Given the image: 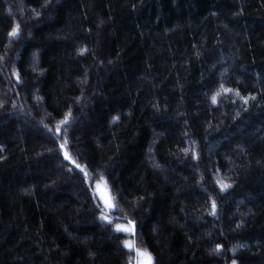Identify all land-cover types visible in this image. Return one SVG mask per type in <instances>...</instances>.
<instances>
[{"label": "trees", "instance_id": "trees-1", "mask_svg": "<svg viewBox=\"0 0 264 264\" xmlns=\"http://www.w3.org/2000/svg\"><path fill=\"white\" fill-rule=\"evenodd\" d=\"M65 140L153 264H264V0H0V264H133Z\"/></svg>", "mask_w": 264, "mask_h": 264}, {"label": "snow or ice", "instance_id": "snow-or-ice-1", "mask_svg": "<svg viewBox=\"0 0 264 264\" xmlns=\"http://www.w3.org/2000/svg\"><path fill=\"white\" fill-rule=\"evenodd\" d=\"M19 31H20V25L19 24H16L14 27H12L11 31L9 32V36L12 37V38H15L19 34ZM85 51H86V49H82L81 50V54H84ZM13 75H15L17 77V82H19V75H18V73L13 72ZM227 91L230 92L231 89H228ZM212 101H213V103H216V97L215 96L212 97ZM245 103H247V100H245ZM62 123H64V124L68 123V117H66L64 119V121H62ZM57 131H59V126H57ZM67 143H68L67 140H65L64 143L60 145V149H61V151H63L64 159L67 160V161H69V162H73L74 163V161L71 160V157L69 156L68 152L67 151H64V149L67 146ZM193 155H194V158H195V153ZM76 167L79 168L82 173H84L85 182H87L88 181V176H87V172L85 171V169L82 168L79 164H76ZM69 171H71V169H69ZM218 183H220L221 190H225V189H227V188L230 187V185H228L226 183H223V182H218ZM104 205H105V207L107 209H112L113 206H114L112 200H110L108 198H105L104 199ZM211 207H212V212L210 214L211 215H215V212H216V204H215L214 201L212 202ZM101 219L102 220H107V217L104 216V215H102L101 216ZM108 223H111V221H108ZM128 225H129L128 227H122L120 225H117V227H116L115 230L117 232H128V233H132L134 235L135 225H134L133 221L129 220L128 221ZM124 247L126 249H129L130 252L132 250H135L136 256L138 258L137 259V264H153L152 256L146 250H141V249L135 248L134 243L129 242V241H125L124 242ZM219 250H220V246L218 245L216 251H219ZM232 264H236V261L233 260Z\"/></svg>", "mask_w": 264, "mask_h": 264}, {"label": "rangeland", "instance_id": "rangeland-1", "mask_svg": "<svg viewBox=\"0 0 264 264\" xmlns=\"http://www.w3.org/2000/svg\"><path fill=\"white\" fill-rule=\"evenodd\" d=\"M19 114H21V113L19 112ZM64 151H66V148L64 149ZM61 152L63 154V151H61ZM70 163L71 164H74V166L76 165L75 162L74 163L73 162H70ZM87 182L90 184L89 185L90 186V190H91V193L93 194V197L95 199L96 204L102 210L103 215L107 217V220H104V221L107 224H108V221H111V223H109V225L110 226L112 225L114 227L113 228L114 230L116 229L117 225H120L122 227H128L129 225H128V222L127 221L126 222H120V221L119 222H116V220H114L116 218V216H114V214L112 212L113 211V208L112 209H107L105 207V205H104V199L105 198H108V199L111 200V197H110V194H109L108 189L106 188L104 182L103 181H91V179H89V178H88V181ZM122 234H124L126 237H128V240L127 241L134 243L135 248H138V246L136 244V240H135V235H133L132 233H128V232H122ZM138 249L144 250L142 248H138ZM127 250H129V249H127ZM132 252L135 255L133 264H137V259L138 258L136 256L135 250H132Z\"/></svg>", "mask_w": 264, "mask_h": 264}]
</instances>
